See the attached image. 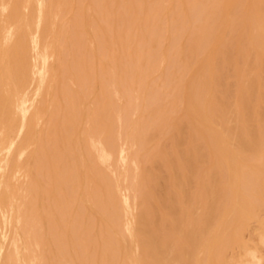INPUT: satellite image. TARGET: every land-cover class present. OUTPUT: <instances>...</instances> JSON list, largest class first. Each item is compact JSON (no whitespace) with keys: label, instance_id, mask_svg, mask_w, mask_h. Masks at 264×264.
I'll return each instance as SVG.
<instances>
[{"label":"bare ground","instance_id":"bare-ground-1","mask_svg":"<svg viewBox=\"0 0 264 264\" xmlns=\"http://www.w3.org/2000/svg\"><path fill=\"white\" fill-rule=\"evenodd\" d=\"M172 1L171 12L165 0H73L74 17L62 20L65 0H0V264H12L13 256L17 264H122L124 258L161 264L179 225L195 221L196 205L208 204L196 219L205 229L227 206V174L237 176L239 210L264 206V0ZM65 73L66 86L69 79L79 91L72 93L69 83L62 102L56 89ZM113 94L124 101L116 119L115 107L106 108ZM230 109L241 119L231 135L236 148L226 132L214 130L217 121L227 124ZM115 120L122 138L117 157ZM220 154L232 164L224 167L220 157L211 164ZM95 157L98 166L113 163L114 172L96 171ZM215 177L228 197L216 199ZM58 183L66 191L65 202L59 193L64 212L71 203L77 210L66 237L58 227L69 222L58 209L50 217L30 212L35 203L43 206V197L33 202L35 187L53 190ZM234 223L232 234L201 231L219 244L205 264L227 258L229 242L240 246ZM185 231L186 251H195L197 230ZM249 247L240 258L236 252L233 264H264L262 248ZM171 253L185 249L175 244Z\"/></svg>","mask_w":264,"mask_h":264},{"label":"rangeland","instance_id":"rangeland-1","mask_svg":"<svg viewBox=\"0 0 264 264\" xmlns=\"http://www.w3.org/2000/svg\"><path fill=\"white\" fill-rule=\"evenodd\" d=\"M72 1L73 0H65V3L66 2H68V3H66L67 4V9L66 10H64L63 12H62V20L64 19V20H67V18L66 17H68L69 18V16L68 15H70V13H71V16H70V20L74 17V15H75V11H73L72 10V8H71V6H72ZM169 2H167V0H165V5L167 4V9L168 8H171L170 9V11L172 12V11H174L173 10V8L175 9V6H174V2L172 1V0H168ZM170 3H172L171 5H170ZM71 4V5H70ZM84 3H82L81 2V4H80V8H81V10H80V12H82L83 10H82V7L84 6L83 5ZM83 5V6H82ZM170 5V6H169ZM68 6L70 7V8H68ZM173 6V7H172ZM72 10V11H68V10ZM68 11V12H67ZM68 14H67V13ZM66 13V14H65ZM82 14H83V12H82ZM87 19V18H86ZM83 21H84V18H83ZM65 33V32H64ZM69 33H68V31L66 32V35H68ZM71 34V33H70ZM71 36V35H70ZM71 43V42H70ZM66 59V58H65ZM92 59V58H91ZM66 60H68V59H66ZM67 63V62H66ZM66 66V65H65ZM91 66H92V75H94V65H93V59L91 60ZM111 70V71H110ZM109 72H110V74L111 73H113L114 72V70L113 69H109ZM162 72H163V70L161 71V73H160V71H158L156 74H155V77H154V79H153V81L155 80V78L157 77H159L161 74H162ZM160 73V74H159ZM66 74V73H65ZM64 77V76H63ZM63 77H61V79L59 80V84L57 85L58 87H57V89H56V93H57V97L62 101V99L61 98H63L64 97V99H63V101H65L66 99H67V93L66 92H69V90H70V85H69V83L71 84L72 82L68 79L67 80V85L68 86H66V77H67V74L65 75V78H63ZM94 77V76H93ZM64 79V80H63ZM63 82V83H62ZM62 85V86H61ZM71 86H72V93H76V92H78L79 91V89H75V88H77V87H73L74 85H72L71 84ZM69 88V89H68ZM68 90V91H67ZM62 91H63V93H62ZM70 93V92H69ZM71 94V93H70ZM60 95V96H59ZM63 95V96H62ZM111 96H112V99H113V104L114 105H112V103L110 102V99L109 98H111ZM114 96H117L116 94L114 95H109L108 96V99H107V101H108V104L106 105V108H114V110H112V112H111V114H113V116H114V119H116V117L118 116V110H117V106H118V109L120 108V107H122L123 106V100H121L120 98L118 99V96H117V98H115ZM98 97V95L97 96H95L93 99H92V101L94 100H96V98ZM115 98V99H114ZM114 100H118V101H114ZM62 101V102H63ZM112 101V100H111ZM120 102V103H119ZM118 103H119V105H118ZM122 104V105H121ZM228 112H230V113H228ZM227 113H226V115H225V119H226V125H223L222 123H221V125H220V122L218 123V121L216 122V124L214 125V130H215V128L217 129L216 131H224V132H226V134H227V136L229 137V141L231 142V145H230V147H232V148H236V146H238V145H234L233 144V141L235 142V135H236V132L237 131H239V126L238 125H240V120L241 119H239L238 117L239 116H237V115H234L235 114V112L234 113H232L233 112V109H230L229 111H228ZM133 114H136V113H133ZM133 114H131V115H133ZM130 115V117H133V118H135V120H136V116H137V118H138V115L136 114V115H133V116H131ZM231 117V118H230ZM237 117V118H236ZM133 118H132V120H133ZM228 118H230V119H228ZM234 118V119H233ZM131 119V118H130ZM237 119V120H236ZM239 120V121H238ZM229 121V122H228ZM237 121H238V123H237ZM120 121H117V120H115L114 121V124L113 125H115L114 126V134H115V137H116V140H117V142H116V150L118 151V149H119V152H116V150H114L115 152H113L114 153V155L117 157L118 156V154L119 155H121V152H120V149L122 148V147H120V148H118V146H117V143H120V145L122 146V138H121V136L119 135L120 134V127H121V125L119 126V124L121 123H119ZM235 123H236V125H235ZM119 126V130H118V126ZM218 125H220V127L218 126ZM237 127H235V126ZM229 126H231L230 128H229ZM85 128L87 127L86 125L84 126ZM227 127V128H226ZM235 128H236V130H235ZM222 129V130H221ZM238 129V130H237ZM226 130V131H225ZM234 130H235V133H234ZM227 132H229V133H227ZM117 133H119L118 135H117ZM233 133L235 134L234 135V138L232 137L233 136ZM232 135V136H231ZM118 137V138H117ZM231 137V138H230ZM86 148L87 149H89L91 152H92V150L90 149V147L88 146H86ZM94 154H97L96 152L95 153H92V155H94ZM95 156H97V155H95ZM115 156L113 157L114 158V162L117 160V158L115 159ZM94 156H92V158H93ZM217 157H220L219 159H220V163L221 164H223L224 165V167H226V166H228V165H230V164H232V163H230V164H228L230 161L229 160H226V159H224L223 157L221 158V154H220V156H218V155H216L215 156V158L214 159H212L213 160V162L211 161V164L212 163H219L218 161L219 160H217L218 158ZM97 158H98V156H97ZM97 158L95 157V159H96V161H97ZM113 158H112V160H113ZM120 158V157H119ZM119 158H118V161H119ZM48 159H50L48 156H47V161H48ZM99 159V158H98ZM216 159V160H215ZM94 160V159H93ZM121 160V159H120ZM214 160L216 161V162H214ZM230 160H231V158H230ZM95 161V162H96ZM117 161V162H118ZM224 161V162H223ZM232 161L234 162V160H233V158H232ZM231 161V162H232ZM247 161V160H246ZM100 162V161H99ZM98 161H97V166H96V164L94 165L95 166V168H97V170L96 171H99V172H102V170H103V172H104V170H105V173L107 172L108 174H109V176H110V172L108 171V170H106V166H109L108 168L110 169L111 167V165L113 164L112 163V161H111V165H106V164H102V162L100 163V166H98L99 163ZM47 163V165L49 166V162H46ZM119 163V162H118ZM117 163V164H118ZM248 165H250V167H254V166H256L257 165V163L255 162V161H247L246 162ZM228 164V165H227ZM262 164H264V161H263V163ZM116 165V163L114 164V166ZM119 165V164H118ZM117 165V170H115V171H117L116 173H119L120 171V173H122V174H120V176L118 175V178H120L122 181V183L121 184H123V190L125 189V183L127 184V181H126V179L124 180V183H123V174H124V166L122 165V164H120L119 166H121V167H123L122 168V170H121V168H119V166ZM253 165V166H252ZM114 166H112V167H114ZM263 166V165H262ZM99 167H102L101 169L99 168ZM107 168V169H108ZM116 168V167H115ZM114 168V169H115ZM99 169V170H98ZM120 170V171H119ZM110 171H111V169H110ZM113 171V170H112ZM111 171V172H112ZM114 172V171H113ZM115 173V174H116ZM234 174V175H233ZM113 176V177H112ZM115 176H117V175H114L113 173H111V178H115ZM122 176V177H121ZM226 177H225V179L227 180V183L229 184L228 185V196L227 195H225V193H223V190L221 189V181H220V179L218 180V178H214L215 179V185L218 187L219 185L217 184V183H219L220 184V186L218 187V188H216V192H215V197H216V199L217 198H221L222 199V197H224V196H227L228 198L227 199H230L229 201H227V206L226 207H223V208H220V210H219V215H217V216H215L214 218H213V220L211 221V223L210 224H208V229L206 228H202L201 226H204L200 221L198 222V220H199V216H201V218L203 217L202 215H205L206 213H207V208H208V204H205V202H202V203H199V205H196L195 206V209H194V212L195 213H193V215H192V218H194V222H195V225H194V222L192 223V224H189V223H191V222H189V221H187V222H183V223H181L180 225L182 226V227H180V225H179V230H181L180 231V233L179 234H177V235H172V239H170V241H169V243H168V247H167V251L163 254V255H161L160 257H159V259H160V262H161V264H164V263H166L167 261H171V263L172 264H184V261L186 260V258H187V262H188V264H193V261H192V259L194 260H196V258H199V259H201V260H204L205 258V261H204V263H203V261H201L203 264H205L206 263V261H207V255H208V253H209V250L210 249H214V246L216 247V245L215 244H218V242L217 243H215L216 241H212V243L210 242V241H208V240H210V239H212L213 240V238L210 236H208V237H206L207 235L206 234H204V235H206V236H204L203 234H201V231H203L204 229H205V231H210L212 234H214L215 232H217L218 231V234H221V233H223L226 229H227V231H226V233H224V234H227V232L230 234H232V232H231V229L233 228V223L237 220V225L234 223V225H236L237 227H238V229H240L242 232H240L241 234H242V236H243V240H244V243L242 242V239H241V242L239 241V243H240V246H239V244H238V242L237 241H235L234 242V244H233V242L231 243V242H229L230 240H226V236L224 235V237L223 238H221L220 240H222L223 242L225 241H227V243L229 242V245H230V247H228V250H226V252L227 253H224L225 252V250H224V255L228 258V259H230V260H228L227 258H225V259H227L226 260V262H225V259H224V257H223V259H221L219 262H220V264H227V263H230V264H233V263H236L237 261H239L240 259V257H241V255H243V254H240V251H241V253H245L244 252V250H245V248L247 247H249L250 245L252 246V247H254L253 249H259L261 246V244H260V242L258 241L257 242V240H259V234H256L257 232L258 233H262L261 232V230H263V233H264V229H262V228H264V219H261L262 217H264V206L262 205V206H260V208H259V210H260V212H258V211H256L255 209H251V208H249L248 206H246L245 208H244V211H242V210H239L238 208H237V204H236V202H237V198L235 197V195H236V189L235 188H237V186H235L234 184H236V182H237V184L236 185H238V179H237V176H236V174L235 173H232V174H227V175H225ZM233 176V177H232ZM235 176V177H234ZM263 176V177H262ZM45 177V176H44ZM261 177H262V179H261V181H262V185H261V189H263V192H264V174H261ZM251 178H253V177H251ZM43 179V178H42ZM213 179V180H214ZM218 181H217V180ZM47 180H49V177H48V179H47V177H45L43 180H42V182H48ZM212 180V179H211ZM235 180H236V182H235ZM205 181H206V178H205ZM230 183H232L234 186L231 188V186H232V184L230 185ZM91 184H93L92 182H91ZM59 189V190H58ZM123 190H122V193H123ZM39 191H41V189L39 190V187L38 186H36L35 187V190L31 193L33 196H34V199H33V202L35 203V202H38L37 201V198H39V200L43 197V200H41L42 202V208H41V206L39 207L37 204H39V203H35L34 205L35 206H33L32 207V209L30 210V212H31V215H39V216H42V214H43V216H45V217H50V213H51V216L53 215V212H54V209H58L59 211H60V215L62 216V215H65V217L67 218V220H68V222H69V227L66 225V223L63 225V227L62 228H60V227H58V230L64 235V237H66V235H65V233L67 234V232H70V234H72L71 233V231L70 230H67L68 228L69 229H72L73 230V223L74 222H71V220L73 219L76 223H77V221H76V219L78 220V217L77 216H75V215H77V210H75L74 209V206H72L73 204L71 203L70 205H69V207H68V209L66 210L67 212H64V204H62L63 203V200H64V198H65V196H64V194L66 195V191H64V186L61 184V183H58L57 185H56V187H55V189H53L52 190V188H49V187H47V188H45L44 190H42L41 191V193L39 192ZM125 191H126V189H125ZM128 191V190H127ZM126 191V192H127ZM125 192V193H126ZM218 192H219V194H221V197H220V195L218 194ZM222 192V193H221ZM230 192V193H229ZM262 192V191H261ZM262 192V193H263ZM52 193V194H51ZM63 196H61L62 198H63V200H62V198L60 197V194ZM38 194H40V196L37 195ZM227 194V193H226ZM262 195V197H263V199H264V193L263 194H261ZM45 196H46V198H45ZM51 197V199H48V198H50ZM58 198V199H57ZM235 198V199H234ZM35 199H36V201H35ZM48 200L49 202H47L46 200ZM225 199V198H224ZM62 200V201H61ZM235 200V201H234ZM64 202H65V200H64ZM215 202V201H214ZM230 202V203H229ZM229 203V204H228ZM29 204V203H28ZM53 205L52 207H53V209H52V207L51 206H49V205ZM203 204V205H202ZM232 204H233V206H234V208H232ZM45 205V206H44ZM228 205H229V209H228ZM39 207V208H38ZM48 207V208H47ZM50 207V208H49ZM58 207V208H57ZM202 207H205L204 208V210H205V212L203 211V208ZM62 208H63V210H62ZM72 208V209H71ZM199 208V209H198ZM53 211H52V210ZM71 209V211L69 212L68 210H70ZM233 209V210H232ZM235 209V210H234ZM72 210H74L73 212L74 213H72ZM198 210V211H197ZM229 210V211H228ZM230 210H232L231 212H230ZM248 212H247V211ZM40 211V214L38 213ZM47 212V213H45V212ZM257 212V213H256ZM200 213H202L201 215H200ZM249 213H250V215H249ZM258 214H260L259 215V217H258ZM48 215V216H47ZM72 215V216H71ZM71 217V218H70ZM199 217V218H198ZM222 217V218H221ZM231 217H234L236 220L232 223V222H230V218ZM198 218V220H196ZM219 218V219H218ZM234 218H231L232 219V221L234 220ZM72 220V221H73ZM217 221V222H213V221ZM219 221V222H218ZM103 222L108 226V223H106V221L105 220H103ZM72 223V224H71ZM185 223H187V225L185 224ZM198 223H200L199 225H198ZM232 223V224H231ZM71 224V225H70ZM183 224V225H182ZM191 225H193V227L191 226ZM232 225V226H231ZM186 226V227H185ZM197 226V227H196ZM199 226V227H198ZM218 226V227H217ZM263 226V227H262ZM72 227V228H71ZM185 227V228H184ZM201 227V229H199ZM187 228H195L196 230H197V248H199V249H196V247L194 248L195 249V251H186V244H187V240H186V229ZM217 228L220 230H217ZM236 228V227H235ZM199 229V230H198ZM63 230L65 231V233L63 232ZM224 230V231H223ZM234 230L235 229H233V232H234ZM200 231V232H199ZM221 231H223V232H221ZM73 232V231H72ZM237 232H239V231H237ZM253 232H254V234H253ZM240 233H239V239L241 238V235H240ZM251 233V234H250ZM233 234H235V233H233ZM245 234V235H244ZM199 235V236H198ZM256 235L258 236V237H256ZM115 236H117V237H119V239L116 237V239H117V241L118 242H121L122 241V239L120 238V236L119 235H115ZM174 236H175V238L176 239H174ZM201 236H203V238H201ZM217 236V233H215V235L213 236L214 238ZM219 236L220 235H218V239H219ZM229 236V238L228 239H230V236L231 235H228ZM233 237H235V236H233L232 235V238ZM171 238V237H170ZM178 238H179V240L181 241H178V243L176 242L177 240H178ZM181 238H183V239H181ZM199 238H201L202 240H200ZM210 238V239H209ZM231 238V241H233V239ZM235 239H237L236 237H235ZM253 239V240H252ZM176 240V241H175ZM200 240V242H198ZM219 241V240H218ZM123 242V241H122ZM121 242V243H122ZM172 242V243H171ZM237 242V243H236ZM256 242V243H255ZM181 243H182V245H181ZM183 243H185V245H183ZM199 243H200V245H199ZM169 244H170V246H169ZM175 244H179L180 245V247L181 248H183V249H185V254L184 255H173L172 253H171V246L173 247V245H175ZM211 245V247H210V245ZM223 245H225L224 243H222ZM222 244H220V246H218V247H221L222 246ZM232 244V245H231ZM238 244V245H237ZM259 244V245H258ZM209 245V246H208ZM219 245V244H218ZM183 246V247H182ZM228 246V245H227ZM258 246H260V247H258ZM223 247V246H222ZM242 247H245V248H242ZM247 248H246V250H247ZM249 248H251V247H249ZM262 248V247H261ZM219 249V248H218ZM241 249V250H240ZM252 249V248H251ZM198 250V251H197ZM216 250H217V247H216ZM245 250V251H246ZM262 250V251H261ZM260 251L264 254V247L261 249ZM211 251V250H210ZM259 251V250H258ZM191 252V253H190ZM192 252H193V254H192ZM194 252H195V254H194ZM208 252V253H207ZM236 252H239L238 254V256H239V258H238V256H237V254H236ZM261 252H259L260 254H261ZM166 253H168L167 255H166ZM193 256H192V255ZM233 254H236V255H234V257L232 256ZM263 254H261V255H263ZM196 255V256H195ZM182 256H183V258H182ZM185 256V257H184ZM195 256V257H194ZM237 256V258H235ZM264 256V255H263ZM15 256H13V261H12V264H17V262H16V259L14 258ZM172 257V258H171ZM178 260H177V259ZM191 258V259H190ZM232 258H233V261H232ZM236 260V262H234L235 260ZM175 260H177L176 262H175ZM183 260V261H182ZM194 260V262H195V264H197L196 263V261ZM185 261V262H186ZM199 261V260H198ZM228 261V262H227ZM180 262V263H179ZM225 262V263H224ZM122 264H127V260L124 258L123 260H122ZM219 264V263H218Z\"/></svg>","mask_w":264,"mask_h":264}]
</instances>
